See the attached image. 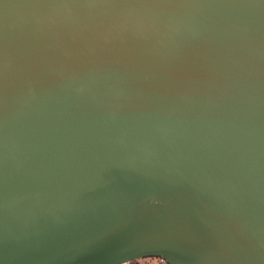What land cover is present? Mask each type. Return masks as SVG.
Wrapping results in <instances>:
<instances>
[{
  "label": "water",
  "instance_id": "95a60500",
  "mask_svg": "<svg viewBox=\"0 0 264 264\" xmlns=\"http://www.w3.org/2000/svg\"><path fill=\"white\" fill-rule=\"evenodd\" d=\"M264 264V0H0V264Z\"/></svg>",
  "mask_w": 264,
  "mask_h": 264
},
{
  "label": "built area",
  "instance_id": "2783aa9c",
  "mask_svg": "<svg viewBox=\"0 0 264 264\" xmlns=\"http://www.w3.org/2000/svg\"><path fill=\"white\" fill-rule=\"evenodd\" d=\"M152 263L149 264H168L163 258L160 257H154V258H149Z\"/></svg>",
  "mask_w": 264,
  "mask_h": 264
},
{
  "label": "rangeland",
  "instance_id": "374dc122",
  "mask_svg": "<svg viewBox=\"0 0 264 264\" xmlns=\"http://www.w3.org/2000/svg\"><path fill=\"white\" fill-rule=\"evenodd\" d=\"M152 263V261L149 258H144L139 260V264H149Z\"/></svg>",
  "mask_w": 264,
  "mask_h": 264
},
{
  "label": "trees",
  "instance_id": "16d2710c",
  "mask_svg": "<svg viewBox=\"0 0 264 264\" xmlns=\"http://www.w3.org/2000/svg\"><path fill=\"white\" fill-rule=\"evenodd\" d=\"M128 264H139V261H133V262H130Z\"/></svg>",
  "mask_w": 264,
  "mask_h": 264
}]
</instances>
